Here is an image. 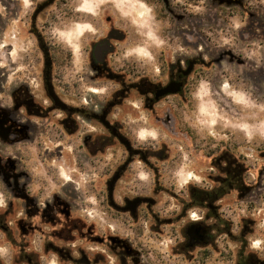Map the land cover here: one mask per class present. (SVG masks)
Masks as SVG:
<instances>
[{
	"label": "flooded vegetation",
	"instance_id": "1",
	"mask_svg": "<svg viewBox=\"0 0 264 264\" xmlns=\"http://www.w3.org/2000/svg\"><path fill=\"white\" fill-rule=\"evenodd\" d=\"M143 1L164 20L176 6L243 4ZM131 30L91 3L0 0V197L17 226L16 256L0 264H229L233 256L264 264L249 251L248 226L231 251L228 204L232 193H254L264 166L247 181L252 169L228 151L214 158L212 138L192 123L194 89L211 62L164 50L145 62L127 49ZM182 137L188 145L171 157ZM190 147L209 166L177 190L166 169ZM8 148L14 157L2 155ZM86 216L97 225L87 227Z\"/></svg>",
	"mask_w": 264,
	"mask_h": 264
},
{
	"label": "rangeland",
	"instance_id": "2",
	"mask_svg": "<svg viewBox=\"0 0 264 264\" xmlns=\"http://www.w3.org/2000/svg\"><path fill=\"white\" fill-rule=\"evenodd\" d=\"M75 1L80 7L82 3L93 4L96 15L103 16L108 10L115 12L123 22L131 24L133 41L127 49L129 52L133 50L138 59L152 62L151 56L164 50L173 59L178 55L182 59L190 55L203 59L206 63L204 67H209L211 62L209 70H205L194 89L196 106L192 123L200 135L212 138L214 158L222 151H228L230 161L235 160L252 169V174L246 176L247 181L257 178L259 169L264 166V0H242V6L231 7H219L213 3L204 8L205 5L197 4V8L191 9L192 13L176 6L168 11V20L160 19L154 5L143 0ZM69 38L77 44L75 29ZM185 50L192 52L188 54ZM145 139L149 136H142L139 142L143 143ZM150 139L154 141V138ZM180 140L183 142L173 141L171 157L176 155L178 146L185 147L189 143L185 137ZM34 146L35 143L30 145V151L35 155ZM191 149L182 154L181 162L166 169L165 178L179 179L177 190L186 182L199 180L203 177L201 171L209 166L202 152H192ZM13 150L8 148L2 155L14 157L16 153ZM140 173L145 179L146 173ZM7 203L0 197V225L7 227V231L0 227V257L14 258L17 226L13 215L5 216ZM228 204L229 226L234 236L229 244L231 251L238 250L240 232L248 226L251 232L248 235L251 243L249 251L259 252L262 257L264 176L256 184L254 193L244 199H238L232 193ZM90 207L89 210H93L92 204ZM82 219L87 227L97 225L95 216ZM229 264H235L234 256Z\"/></svg>",
	"mask_w": 264,
	"mask_h": 264
},
{
	"label": "water",
	"instance_id": "3",
	"mask_svg": "<svg viewBox=\"0 0 264 264\" xmlns=\"http://www.w3.org/2000/svg\"><path fill=\"white\" fill-rule=\"evenodd\" d=\"M224 2V0H222V3ZM229 4V3H228Z\"/></svg>",
	"mask_w": 264,
	"mask_h": 264
}]
</instances>
